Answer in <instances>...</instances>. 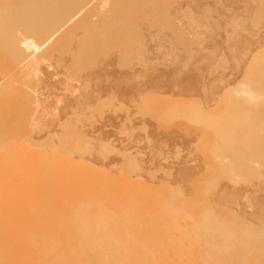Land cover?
<instances>
[{
    "label": "bare ground",
    "instance_id": "6f19581e",
    "mask_svg": "<svg viewBox=\"0 0 264 264\" xmlns=\"http://www.w3.org/2000/svg\"><path fill=\"white\" fill-rule=\"evenodd\" d=\"M263 21L0 0V264H264Z\"/></svg>",
    "mask_w": 264,
    "mask_h": 264
},
{
    "label": "rangeland",
    "instance_id": "374dc122",
    "mask_svg": "<svg viewBox=\"0 0 264 264\" xmlns=\"http://www.w3.org/2000/svg\"><path fill=\"white\" fill-rule=\"evenodd\" d=\"M255 5L257 6V3H255ZM258 5H259V4H258ZM263 22H264V21H263ZM263 22H262V24H264ZM262 28H264V25H263ZM262 28H261V29H262ZM259 33H260V32H259ZM259 33H258V35H259ZM206 47H207V46H206ZM207 48L209 49L210 47L208 46ZM203 49H204V47L202 48V50H203ZM205 49H206V48H205ZM206 50H207V49H206ZM206 50H204V52H205ZM202 52H203V51H199V55H200V54H203ZM206 53H207V52H206ZM206 53H205V54H206ZM197 59L199 60L200 58H197ZM198 60H197V62H198ZM195 61H196V60H195ZM195 61H194V63H193L194 65H196V63H197V62H195ZM194 65H193V66H194ZM191 66H192V64H191ZM193 66H192V67H193ZM196 66H197V65H196ZM192 67H191V72L194 70L195 66H194L193 69H192ZM191 74H192V73H191ZM191 74H190V75H191ZM184 75H185V73L183 74V76H176V77H175L176 79H177V77H179V78H178L179 80L177 79V81H178L177 83H176V81H175V80H176L175 78H174V79H171L170 82H168L170 85H169V84H168L169 86L167 85V88H169V89H164L166 92H164V90H161V92H159V95H163L164 93H165L166 95H167V94L169 95L170 91H171V92H175V91L170 90V89L175 88V87H171V86H175V85H176V89H177V88L181 87V86H180V85H181L180 82H182L183 79L186 80L187 77H190V78L193 77V75H192V76H190L189 74L187 75V72H186V75H185V76H184ZM181 77H182V78H181ZM183 77H184V78H183ZM181 79H182V80H181ZM187 80H190V79L188 78ZM174 81H175V82H174ZM172 82H173L175 85H173ZM178 83H180V84L178 85ZM167 90H168V92H167ZM173 90H174V89H173ZM162 91L164 92L163 94H161ZM163 97H166V98H167V96H165V95H164ZM163 97H162V98H163ZM160 98H161V97H160ZM166 98H165V99H166ZM169 98H170V97H169ZM158 99H159V97H158ZM152 101H156V100L154 99V100H152ZM161 101H163V100H161ZM153 103H157V102H153ZM18 187H20V188H24V185H23L22 183H20V184L18 185Z\"/></svg>",
    "mask_w": 264,
    "mask_h": 264
}]
</instances>
